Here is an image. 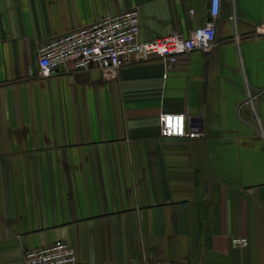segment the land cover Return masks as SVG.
I'll list each match as a JSON object with an SVG mask.
<instances>
[{
  "label": "crops",
  "instance_id": "obj_1",
  "mask_svg": "<svg viewBox=\"0 0 264 264\" xmlns=\"http://www.w3.org/2000/svg\"><path fill=\"white\" fill-rule=\"evenodd\" d=\"M134 7L144 40L210 18V0H0V264L56 240L75 264H264L263 0H219L216 44L169 66L38 77L42 42ZM161 112L200 134L161 136Z\"/></svg>",
  "mask_w": 264,
  "mask_h": 264
},
{
  "label": "built area",
  "instance_id": "obj_2",
  "mask_svg": "<svg viewBox=\"0 0 264 264\" xmlns=\"http://www.w3.org/2000/svg\"><path fill=\"white\" fill-rule=\"evenodd\" d=\"M264 5V0H263ZM219 11V0H210L209 20L195 27L189 36L178 32L144 40L140 38V11L130 8L108 14L84 26L59 34L38 47L37 75L49 77L61 65L70 63L73 72L94 68H119L125 64L160 58L169 66L184 53L208 50L216 44L214 19ZM166 72L164 76H166ZM160 135L163 137H195L200 133L187 130L185 114L161 112ZM234 245L247 244L246 237H235ZM73 246L62 240L29 249L23 264H75ZM129 264H191L187 261L139 259Z\"/></svg>",
  "mask_w": 264,
  "mask_h": 264
},
{
  "label": "water",
  "instance_id": "obj_3",
  "mask_svg": "<svg viewBox=\"0 0 264 264\" xmlns=\"http://www.w3.org/2000/svg\"><path fill=\"white\" fill-rule=\"evenodd\" d=\"M200 120L201 118H194V121H196V123H199V124H200Z\"/></svg>",
  "mask_w": 264,
  "mask_h": 264
}]
</instances>
